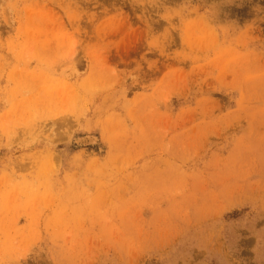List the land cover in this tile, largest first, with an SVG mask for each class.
Instances as JSON below:
<instances>
[{"label":"rangeland","instance_id":"rangeland-1","mask_svg":"<svg viewBox=\"0 0 264 264\" xmlns=\"http://www.w3.org/2000/svg\"><path fill=\"white\" fill-rule=\"evenodd\" d=\"M0 264H264V0H0Z\"/></svg>","mask_w":264,"mask_h":264}]
</instances>
